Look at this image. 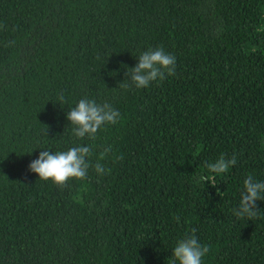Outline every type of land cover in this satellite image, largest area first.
I'll return each instance as SVG.
<instances>
[{
  "label": "trees",
  "instance_id": "16d2710c",
  "mask_svg": "<svg viewBox=\"0 0 264 264\" xmlns=\"http://www.w3.org/2000/svg\"><path fill=\"white\" fill-rule=\"evenodd\" d=\"M161 46L175 75L117 87ZM82 98L121 114L95 140L66 119ZM73 146H94L83 180L30 172ZM249 174L264 182V0H0V264H170L192 229L202 264H264V200L233 214Z\"/></svg>",
  "mask_w": 264,
  "mask_h": 264
},
{
  "label": "clouds",
  "instance_id": "9594fccd",
  "mask_svg": "<svg viewBox=\"0 0 264 264\" xmlns=\"http://www.w3.org/2000/svg\"><path fill=\"white\" fill-rule=\"evenodd\" d=\"M14 41H10L11 47ZM135 67L127 69L125 79L117 87L127 89L130 86L135 88H147L152 82L163 81L169 76L175 75L176 58L166 52L161 46L156 49L149 48L138 57ZM61 102L64 95L59 96ZM120 112L110 104H98L95 100L82 98L70 111L66 119L72 126V133L79 139L87 138L95 140L98 130L105 125H114L120 119ZM94 146H73L67 151L52 153L41 150L37 159L29 164V170L35 173L39 180L51 181L57 186L63 187L69 180H83L90 167H93L88 159L92 155ZM111 148H105L99 155L98 162L94 165L97 174L110 172L99 162L104 160ZM237 163L235 155L230 159L221 156L215 162L207 165V170L212 174H224L230 167ZM200 181L207 182L208 177L201 175ZM264 200V182H259L249 174L243 182L238 207L233 209L237 218L247 217L249 220L256 218L259 211L256 204ZM192 235L179 240L172 249L170 264H202V259L209 252L208 246H202L195 236V229Z\"/></svg>",
  "mask_w": 264,
  "mask_h": 264
}]
</instances>
